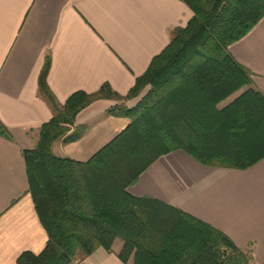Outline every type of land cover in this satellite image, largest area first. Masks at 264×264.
Wrapping results in <instances>:
<instances>
[{"label": "trees", "instance_id": "trees-1", "mask_svg": "<svg viewBox=\"0 0 264 264\" xmlns=\"http://www.w3.org/2000/svg\"><path fill=\"white\" fill-rule=\"evenodd\" d=\"M183 1L193 17L172 32L169 45L126 96L104 84L61 104L47 82L46 58L39 94L53 117L24 158L48 241L40 254L23 252L17 264H78L98 248L112 252L117 239L123 241L118 256L125 264L132 258V264L248 263L226 234L171 204L128 191L154 162L178 149L208 166L247 168L264 157V94L251 87V73L230 52L264 17V0ZM147 87L133 107L108 110L130 124L91 159L53 152L56 140L81 138L86 127H75L76 118L92 102H125ZM0 132L6 133L1 122Z\"/></svg>", "mask_w": 264, "mask_h": 264}, {"label": "crops", "instance_id": "crops-1", "mask_svg": "<svg viewBox=\"0 0 264 264\" xmlns=\"http://www.w3.org/2000/svg\"><path fill=\"white\" fill-rule=\"evenodd\" d=\"M192 17L183 0H0V122L6 129L0 132V264H17L25 251L40 254L48 241L24 158L53 117L39 94L46 58L47 82L61 104L104 84L126 96L172 32ZM230 52L251 73V87L264 94V17ZM117 103L92 102L76 118L77 127H86L81 138L58 139L53 152L91 159L130 124L108 113ZM128 191L180 208L226 234L249 264H264V157L247 168L208 166L178 149L154 162ZM122 247L117 239L112 252L98 248L78 264H125L118 256Z\"/></svg>", "mask_w": 264, "mask_h": 264}, {"label": "rangeland", "instance_id": "rangeland-1", "mask_svg": "<svg viewBox=\"0 0 264 264\" xmlns=\"http://www.w3.org/2000/svg\"><path fill=\"white\" fill-rule=\"evenodd\" d=\"M148 89H149V87H147V88L143 91V93H142L140 96H138L137 98H138V99H141V97L146 93V91H147ZM237 93L239 94V92H237ZM236 95H237V94H236ZM116 101H117V100H116ZM117 102H118L117 104H119V105H120V104H125V105H127L126 102H122V101H117ZM117 104H116V105H117ZM135 104H137V103H135ZM114 106H115V105H114ZM127 106H129V107H133L134 105H127ZM75 127H77V126H75ZM75 127H73V130H74ZM116 241H117V240H116ZM116 241H115V242H116ZM118 241H122V240H121V239H118ZM247 264H249V260H248V263H247Z\"/></svg>", "mask_w": 264, "mask_h": 264}]
</instances>
